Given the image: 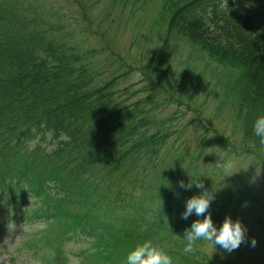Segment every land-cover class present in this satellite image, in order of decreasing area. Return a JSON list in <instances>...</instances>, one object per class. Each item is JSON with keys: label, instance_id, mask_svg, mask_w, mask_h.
<instances>
[{"label": "trees", "instance_id": "1", "mask_svg": "<svg viewBox=\"0 0 264 264\" xmlns=\"http://www.w3.org/2000/svg\"><path fill=\"white\" fill-rule=\"evenodd\" d=\"M109 1L156 39L144 42L133 64L109 44L79 40L74 22H63L47 0H0V213L24 197L34 201L36 209L12 221L47 224L39 238L27 237L30 248L46 245L39 264H60L75 238L91 242L81 256L87 264H125L148 240L173 264H248L254 253L264 264L263 189L248 182L247 169L225 174L202 162L216 142L219 156L264 168L253 131L264 115V0ZM84 4L75 3L73 14L87 17ZM199 89L219 95L218 116L229 112L222 131L216 121L166 116L171 107L194 111ZM205 189L214 193V226L230 216L246 228L231 253L206 241L183 251L185 229L203 219H182L186 201Z\"/></svg>", "mask_w": 264, "mask_h": 264}, {"label": "rangeland", "instance_id": "2", "mask_svg": "<svg viewBox=\"0 0 264 264\" xmlns=\"http://www.w3.org/2000/svg\"><path fill=\"white\" fill-rule=\"evenodd\" d=\"M78 1L79 0H47L46 5L48 9H53L56 16L62 19L63 22H74L73 24H75V26L72 31L81 34L79 40H82L84 43L95 47H102L109 44L113 51L122 55L129 64H133L135 60H138L142 49L145 47L144 42H148L149 38H154V40H156L154 36L151 37L147 34L146 28L139 29L140 23L137 22V19L127 23L126 19L128 12L127 9L123 8L121 5L112 6L109 0H83L85 3L84 5L87 6L88 14V16L85 17L82 14L74 15L72 12L77 9L75 3ZM129 9L130 8H128V10ZM86 19H88V21H86ZM143 20L146 21V27H148L150 25L149 20L145 19L144 16ZM107 78H109V76H106V79ZM137 79L138 76H135L134 81ZM200 92L201 89L196 92L199 95L195 96L197 101L193 104L194 111H188L183 114L185 109L171 107L166 111V116L175 114L177 119L180 117V121H216L214 125L222 131L223 126L229 125V123L224 125L225 122H223L227 121L229 112L226 110L227 113L224 110V112L218 116L217 107L221 103L219 95H209L208 93L204 94V92ZM177 93L181 95L180 93L182 92L181 90H177ZM202 103L204 104L201 105ZM200 107L202 111H200ZM228 128L230 134L226 135H235V130H233L231 126ZM196 133L197 131L193 130V134L191 133L189 135L193 137ZM219 147L220 145L216 142L208 144L207 152L202 162L216 167L215 164L218 160L231 159L234 163V170L240 173L247 169L245 175L249 173L248 182L260 185L264 191V168L262 165H256L251 159H239L237 161L227 153L219 156L217 154ZM252 168H254L253 172L250 173ZM17 201L19 204L16 209L6 207L5 211L0 213V264H39V255H42L43 252L47 250L46 245L44 243H38L30 248L27 237L29 236L31 239L39 238L40 233L42 230L46 229L47 224L44 223L43 220H35L33 222L19 220L13 222L12 218L16 216L18 219L20 217L22 218L25 212L29 214L33 209L37 208L34 201L27 197ZM250 211V205H246L243 214L246 216L245 222L247 226L252 224L251 221L253 220V214L252 212L250 213ZM58 235V232H54L51 234V237L52 239H56ZM90 248L91 242L88 239L75 238L67 242L64 251L62 250V259L56 260V262L68 264L67 257L71 255L78 257L80 264H87L83 262L81 256L84 251L88 252ZM206 250L212 252L213 248L207 247ZM54 253L57 259H59L58 249L55 250ZM258 259V253L249 254L247 262L248 264H263L260 263Z\"/></svg>", "mask_w": 264, "mask_h": 264}, {"label": "clouds", "instance_id": "3", "mask_svg": "<svg viewBox=\"0 0 264 264\" xmlns=\"http://www.w3.org/2000/svg\"><path fill=\"white\" fill-rule=\"evenodd\" d=\"M224 6L227 7V0H224ZM140 76V73L136 74ZM253 131L256 137L259 138V144L264 147V115H259L253 125ZM215 166L221 169L225 174L229 173L234 167L231 159L218 160ZM198 189H204V184L199 180L194 183ZM179 186L186 189L193 187V182L185 184L179 182ZM214 199V193L205 189L199 195H194L186 201V210L182 213V219L187 220L193 213L197 217L203 219L195 220L189 228H186L183 234L185 254H191L196 251L197 241H206L217 246L219 245L227 252L231 253L246 239V228L237 220L232 221L230 216H226L222 226L218 229L214 226L211 214L208 213L210 204ZM208 213L207 215H205ZM252 246L256 245V240L251 241ZM68 264H80L78 257L69 255L67 257ZM125 264H173V260L161 248L154 246L151 240L137 244L134 250L130 251L126 257Z\"/></svg>", "mask_w": 264, "mask_h": 264}]
</instances>
